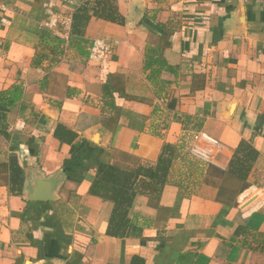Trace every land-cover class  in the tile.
Returning <instances> with one entry per match:
<instances>
[{
    "label": "crops",
    "instance_id": "crops-1",
    "mask_svg": "<svg viewBox=\"0 0 264 264\" xmlns=\"http://www.w3.org/2000/svg\"><path fill=\"white\" fill-rule=\"evenodd\" d=\"M83 6L84 39L107 44L97 59L69 45L57 21ZM168 22L178 26L162 52L172 70L148 80L147 45ZM43 31L63 43L44 42ZM108 80L127 98L104 97ZM14 85L21 99L0 106V264L264 259V0H0V92ZM240 141L257 153L248 182L261 186L206 185L207 165L225 170ZM166 144L176 155L157 208L137 194L127 235L108 236L113 204L90 194L97 167H154Z\"/></svg>",
    "mask_w": 264,
    "mask_h": 264
},
{
    "label": "trees",
    "instance_id": "trees-1",
    "mask_svg": "<svg viewBox=\"0 0 264 264\" xmlns=\"http://www.w3.org/2000/svg\"><path fill=\"white\" fill-rule=\"evenodd\" d=\"M102 18L111 20L109 11H102ZM96 13H94L95 16ZM91 18L87 7L78 8L71 17L70 36L68 39L69 45L79 46L87 51H81L85 58L90 55L92 42L89 43L84 39L85 30ZM120 25L124 23L119 21ZM178 26L175 23L168 22L165 24H156L155 34L158 36V41L155 45H147L145 53L143 70L147 72V79L157 77L162 71H171L172 67L162 57L164 49L171 46L170 40ZM44 42L50 41L53 46L58 47L63 42L56 36L51 35L47 31H43L40 36ZM34 67H38V58L32 62ZM202 79V78H201ZM103 96L113 98L114 93L127 98V96L118 89L114 88L108 80L102 86ZM22 97V87L14 85L7 91L0 92V106L9 109L14 106ZM211 106V105H209ZM208 107V106H207ZM3 115L0 114V133L1 121ZM66 129L58 127L55 132L56 138L72 144L75 139L74 134L68 132L69 139L66 138ZM173 146L170 144L164 145L156 165L154 167H141L134 171H123L109 163H100L97 167L95 179L90 187V194L99 196L104 200H108L113 204V212L108 223L107 235L115 238H124L128 233L131 220L127 217L128 211L132 206L134 198L137 194L147 198L150 207L157 208L160 200L162 189L166 182V176L176 153ZM257 158V153L250 145L244 141H240L238 147L234 151V155L225 170H221L213 165H207L205 170V183L208 186L218 188L223 178L229 177L238 181V194L247 190L250 186L260 187V179L255 178L253 183L248 182V177L253 167V163ZM253 176H258L254 173ZM134 223V222H132ZM140 231V230H139ZM131 234H136L132 231ZM131 264H143L140 258H133ZM252 264H264L263 257L255 255L252 258Z\"/></svg>",
    "mask_w": 264,
    "mask_h": 264
},
{
    "label": "built area",
    "instance_id": "built-area-1",
    "mask_svg": "<svg viewBox=\"0 0 264 264\" xmlns=\"http://www.w3.org/2000/svg\"><path fill=\"white\" fill-rule=\"evenodd\" d=\"M57 21L59 22L60 25H62L63 27L65 26L66 28H70L71 25V15H62L60 17H57ZM56 21L55 22H51L49 23L47 26H49L50 28H53L54 26H56ZM105 49H107V44L102 41V40H96L92 43V46L90 48V55L89 57H92L94 59L98 58V55H100ZM194 140H198V139H202L205 140L211 144L216 145L217 142L215 140H213L212 138L206 136L205 134H195L193 136ZM198 153L201 155L202 152H197V153H193L195 156H198ZM204 155V153H203ZM201 158V156H200ZM202 159V158H201Z\"/></svg>",
    "mask_w": 264,
    "mask_h": 264
},
{
    "label": "water",
    "instance_id": "water-1",
    "mask_svg": "<svg viewBox=\"0 0 264 264\" xmlns=\"http://www.w3.org/2000/svg\"><path fill=\"white\" fill-rule=\"evenodd\" d=\"M143 17V13L139 14V18ZM53 193V194H52ZM33 201H38V197H32L30 198ZM53 199H55V193L53 191H51V193H49V195H46L44 198L40 199L42 201H52Z\"/></svg>",
    "mask_w": 264,
    "mask_h": 264
}]
</instances>
